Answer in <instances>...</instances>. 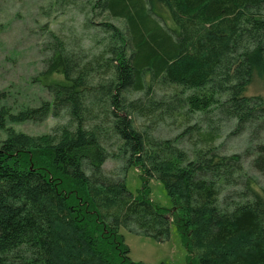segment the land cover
<instances>
[{
	"label": "trees",
	"instance_id": "obj_1",
	"mask_svg": "<svg viewBox=\"0 0 264 264\" xmlns=\"http://www.w3.org/2000/svg\"><path fill=\"white\" fill-rule=\"evenodd\" d=\"M56 1L103 18L107 36L95 52L42 28L38 78L52 100L14 119L64 122L43 137L10 131L0 144V264H137L120 227L164 240L172 225L188 264H264V193L241 155L189 124L174 139L153 134L166 117L208 111L219 90L241 120L264 116L237 99L244 78L264 75V0ZM256 152L264 173V145ZM112 154L123 173L105 170ZM130 167L143 178L137 194ZM150 178L163 183L173 220L151 199Z\"/></svg>",
	"mask_w": 264,
	"mask_h": 264
},
{
	"label": "rangeland",
	"instance_id": "obj_2",
	"mask_svg": "<svg viewBox=\"0 0 264 264\" xmlns=\"http://www.w3.org/2000/svg\"><path fill=\"white\" fill-rule=\"evenodd\" d=\"M81 3L78 2L77 6H81ZM56 4V0H0V144L8 137L10 131L43 137L50 134L57 124L64 122L54 116L41 121L14 119L20 110L39 106L45 100H52L50 92L38 78L44 59L42 49L44 25L48 28L43 29L55 31L66 39L81 40V44L93 48L95 52L101 47L97 41L100 37L107 36L98 29V24L103 22V18L89 15L82 6L75 8L67 4L61 6ZM161 12L166 15L164 11ZM262 13L264 15V9ZM87 19L91 20V26H85ZM111 20L117 26H123V21ZM244 79L243 83L246 86L239 92L237 99L243 101L247 98L252 104L249 110L254 109L256 115L262 116L264 111L259 109L260 102L258 101V105L256 99H261L264 107V75L257 72L251 76V80ZM161 89L170 95L169 91L177 88L162 84ZM207 90L211 92L209 86ZM223 91H216L215 96L218 101L212 100L214 104L208 111L189 113L187 117L182 115L178 118L166 117L153 126V134L161 138L174 139L188 124L190 127L201 129L204 133L214 134L215 145L219 151L223 154L241 155L245 171L254 180L256 188L264 193V173L253 163L259 146L264 145V116L259 120L262 123L260 125L259 122H253L249 118L241 120L237 114H231L227 102L230 95L224 94ZM138 94L133 93L134 96ZM144 121L140 117L138 124L142 125ZM183 145L189 147L190 144L185 142ZM112 155L104 165L105 170L110 173H123L125 161ZM125 174L127 188L137 194L144 184L138 168L130 167ZM148 185L151 199L159 207L169 209L168 216L173 220L172 200L163 183L156 178H150ZM119 231L134 263L188 264L191 262L188 261V252L183 239L174 225L171 226L170 236L164 240L154 239L125 226L120 227Z\"/></svg>",
	"mask_w": 264,
	"mask_h": 264
}]
</instances>
